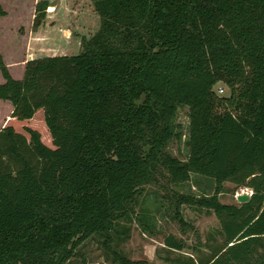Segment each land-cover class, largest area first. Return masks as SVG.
<instances>
[{
	"label": "trees",
	"instance_id": "trees-1",
	"mask_svg": "<svg viewBox=\"0 0 264 264\" xmlns=\"http://www.w3.org/2000/svg\"><path fill=\"white\" fill-rule=\"evenodd\" d=\"M91 2L99 23L78 53L28 58L21 78L0 54V99L12 105L0 127V264H66L94 235L115 264H148L118 245L134 218L152 232L139 199L161 167L173 182L214 180L211 194H180L172 218L192 227L178 204L195 203L221 234L170 264H264V0ZM47 4L36 2L34 27ZM220 80L227 94L214 91ZM180 105L184 159L167 149L183 134ZM223 181L249 199L221 201ZM163 243L187 246L173 233Z\"/></svg>",
	"mask_w": 264,
	"mask_h": 264
},
{
	"label": "rangeland",
	"instance_id": "rangeland-1",
	"mask_svg": "<svg viewBox=\"0 0 264 264\" xmlns=\"http://www.w3.org/2000/svg\"><path fill=\"white\" fill-rule=\"evenodd\" d=\"M37 1L0 0L7 12L6 15L0 16V54L4 62L9 63L7 66L14 78L23 76V62L25 63L24 60L31 55L36 57L78 53L81 49V36H90L99 23V16L91 0H46L47 6L55 5L53 11L45 9L40 23L41 32L48 35L50 41L30 45L26 43V39L27 33L34 28L32 23ZM2 81L4 78L0 71V82ZM213 89L221 95L228 93V88L221 80L214 84ZM11 109L9 100L0 99V127L10 115ZM187 110L185 105L178 106L175 122L180 124L183 134L180 139L174 138L167 145V149L179 159H184L187 155V146L184 143L188 124ZM159 171L153 182L144 185L143 194L139 199L140 206L148 209L153 216L152 232L144 230L134 218L126 222L130 227L129 236L121 241L118 247L128 257L145 259L148 264H170L177 257L188 255L196 258L197 255L208 251V244L221 240L219 222L212 210L199 207L195 203L179 202L184 218L193 225L181 228L172 218L173 207L182 193L193 197L203 193L211 194L215 190V182L211 177L193 173L188 179L173 182L163 167ZM242 191L249 192L250 189L223 181L217 194L223 202L239 203L236 195ZM169 233L182 237L187 246L181 250L167 248L163 239ZM76 251V255L66 264H115L107 257L98 235L88 238Z\"/></svg>",
	"mask_w": 264,
	"mask_h": 264
},
{
	"label": "crops",
	"instance_id": "crops-1",
	"mask_svg": "<svg viewBox=\"0 0 264 264\" xmlns=\"http://www.w3.org/2000/svg\"><path fill=\"white\" fill-rule=\"evenodd\" d=\"M6 14H7V12H6ZM6 14H4V15H6ZM26 40H27L26 43H28L30 45H34V46L37 44L38 45L42 44L45 41L46 42L50 41L48 35H43V33L41 32V24L32 28L31 31L29 33H27V39ZM32 50H34V49H32ZM31 57H33V55H31L30 57H27L25 60H27L28 58H31ZM7 64L9 66V63H7ZM23 68H24V62H23Z\"/></svg>",
	"mask_w": 264,
	"mask_h": 264
},
{
	"label": "water",
	"instance_id": "water-1",
	"mask_svg": "<svg viewBox=\"0 0 264 264\" xmlns=\"http://www.w3.org/2000/svg\"><path fill=\"white\" fill-rule=\"evenodd\" d=\"M251 191H242L236 195L239 202L247 201L250 197Z\"/></svg>",
	"mask_w": 264,
	"mask_h": 264
},
{
	"label": "built area",
	"instance_id": "built-area-1",
	"mask_svg": "<svg viewBox=\"0 0 264 264\" xmlns=\"http://www.w3.org/2000/svg\"><path fill=\"white\" fill-rule=\"evenodd\" d=\"M46 9L48 10V11H53L54 9H55V5H48L47 7H46ZM221 91L223 90L221 87L219 88Z\"/></svg>",
	"mask_w": 264,
	"mask_h": 264
}]
</instances>
